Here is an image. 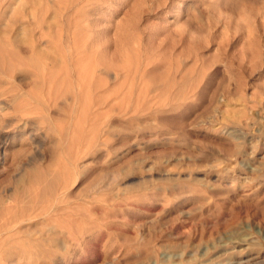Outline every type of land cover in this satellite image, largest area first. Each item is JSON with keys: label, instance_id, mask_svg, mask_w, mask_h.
<instances>
[{"label": "rangeland", "instance_id": "374dc122", "mask_svg": "<svg viewBox=\"0 0 264 264\" xmlns=\"http://www.w3.org/2000/svg\"><path fill=\"white\" fill-rule=\"evenodd\" d=\"M0 264H264V0H0Z\"/></svg>", "mask_w": 264, "mask_h": 264}]
</instances>
